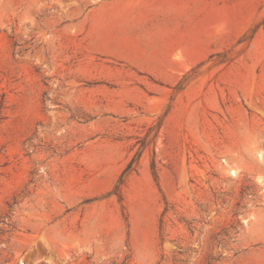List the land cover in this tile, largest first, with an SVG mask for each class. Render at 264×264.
Masks as SVG:
<instances>
[{"label": "rangeland", "instance_id": "1", "mask_svg": "<svg viewBox=\"0 0 264 264\" xmlns=\"http://www.w3.org/2000/svg\"><path fill=\"white\" fill-rule=\"evenodd\" d=\"M116 1L0 0V264H264V0Z\"/></svg>", "mask_w": 264, "mask_h": 264}, {"label": "trees", "instance_id": "2", "mask_svg": "<svg viewBox=\"0 0 264 264\" xmlns=\"http://www.w3.org/2000/svg\"><path fill=\"white\" fill-rule=\"evenodd\" d=\"M131 169V163L127 166V168L125 169V171L123 172L122 176ZM156 178V176H155ZM121 183V182H120Z\"/></svg>", "mask_w": 264, "mask_h": 264}, {"label": "crops", "instance_id": "3", "mask_svg": "<svg viewBox=\"0 0 264 264\" xmlns=\"http://www.w3.org/2000/svg\"><path fill=\"white\" fill-rule=\"evenodd\" d=\"M118 1V0H117ZM116 1V2H117ZM157 29H158V26L157 25H155V28L153 29V31L151 32V33H154V32H156L157 31ZM142 31V30H141Z\"/></svg>", "mask_w": 264, "mask_h": 264}]
</instances>
